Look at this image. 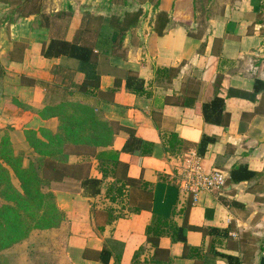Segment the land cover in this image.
I'll return each mask as SVG.
<instances>
[{
    "label": "crops",
    "instance_id": "obj_1",
    "mask_svg": "<svg viewBox=\"0 0 264 264\" xmlns=\"http://www.w3.org/2000/svg\"><path fill=\"white\" fill-rule=\"evenodd\" d=\"M39 2L43 14L20 18L0 0V167L10 183L21 191L13 169L1 158L4 140L9 142L5 156H22L23 168L38 160L32 140L47 144L61 126L46 110L67 101L83 102L77 90L86 79L97 74L104 95L114 90L112 97L98 101L105 119L118 125L112 146L98 150L119 153L115 176L104 180L96 157L69 158L72 165L87 163L83 172L101 181V192H53L65 215V264H134L142 248L139 262L150 261L156 248L146 231L155 221L160 228L172 223L187 229L186 242L174 241L169 231L159 240L170 264H261L264 0H212L197 13L194 0H163L159 10L172 19L165 29L160 28L163 23L158 25L153 5L142 0H130L129 6L111 0ZM142 10L118 42L114 28L126 14ZM156 26L164 29L162 34ZM83 27L88 28L84 42L98 51L96 64L43 55L52 40L78 41ZM113 42H118L116 53H110ZM165 67L178 68L179 73L170 84H159L155 72ZM129 73L144 87H128ZM216 97L224 101L222 124L204 117V106ZM131 132L144 143L137 156L124 150ZM171 135L184 142L188 153L169 156L165 142ZM204 138L211 142L200 153ZM191 157L198 158L204 175L220 171L226 182L220 190L199 191L185 213L188 196L180 181ZM244 167L254 177L232 182V171ZM115 181L117 187H126L113 200L107 187ZM212 228L221 232L218 239L209 235Z\"/></svg>",
    "mask_w": 264,
    "mask_h": 264
},
{
    "label": "trees",
    "instance_id": "obj_2",
    "mask_svg": "<svg viewBox=\"0 0 264 264\" xmlns=\"http://www.w3.org/2000/svg\"><path fill=\"white\" fill-rule=\"evenodd\" d=\"M5 1L6 6L13 7L20 18L43 14L40 0ZM211 1L194 0V12L197 13L199 7L204 8ZM111 2H121L124 6L130 5V0H111ZM162 3L163 0H142L143 5H153L154 11L158 12V25L163 23L164 26L160 28L165 29L166 26L170 27L172 19L169 14L159 10ZM142 13L143 10L135 15L126 14L124 22L129 26L124 27V22H121L119 27L114 28L118 42L122 43L124 32L133 27L135 22H138ZM164 29L159 30L158 26L155 27L159 34H162ZM87 32L88 28L83 27L79 33V40L73 43L52 40L48 46H44L43 55L47 58H57L64 55L84 63L96 64L98 51L94 46L84 42V36ZM118 42L111 43L110 53L117 52ZM178 73V68H159L155 72V80L159 84H170V81L176 78ZM3 74L4 71L0 65V76ZM126 83L130 88L144 87V83L140 82L133 73L127 75ZM77 91L79 95L85 98L83 102L67 101L46 110V112H50L59 118L61 126L59 132L52 135L47 144H40V142L32 140V145L39 153V158L31 162L27 168L21 166L22 156L13 159L5 156L3 150L9 149V142L4 140L1 158L13 169L20 182L21 191L14 188L10 181L3 186L4 189L0 195L2 198L0 204V253L27 239L33 230H49L60 227L65 221V215L57 207L54 191L76 193L84 188L88 189L92 195L101 192V181L90 179L89 172H83L87 163L72 165L69 163L71 156L83 158L84 160L96 157L98 170L102 174V178L105 180L115 176L119 163V153L115 151H98L100 148L111 147L117 134L118 125L105 119L100 109V101H98L103 96L112 97L114 90H109L104 95L100 91V76L96 74L86 79ZM70 96L74 97L76 94L72 93ZM108 101L112 100L108 99ZM203 111L206 121H213L217 124L223 123L219 119L224 111V101L222 99L216 97L213 102L204 106ZM213 113H217L214 120L212 119ZM210 142L211 139L209 138H204L201 141L200 153L204 152L205 147ZM143 144V140L138 138L134 132H131L124 150L137 156L141 153ZM165 148L169 156L173 157H180L188 153V148L177 135H171L166 140ZM0 173V178L4 175L8 179L6 171L1 167ZM178 173V170H176L175 174ZM253 177V172L245 167L237 168L231 173L232 182H243ZM117 184L119 182L115 181L114 185L107 187V193L113 200L118 197V194L122 193L123 187H126V183L122 187H117ZM183 194L188 196L185 209V213H187L195 196L191 192ZM167 231H169L174 241L186 242V228H179L171 223L168 228L164 229L158 227L155 221L147 228L146 235L148 241L156 248V254L150 261L140 263L139 257L144 252L142 248L134 256V264H170L171 258L168 256V252L161 250L159 246L160 238L166 235ZM209 235L218 239L221 232L216 228H212ZM191 251L194 253L196 250ZM163 259L165 260L162 261Z\"/></svg>",
    "mask_w": 264,
    "mask_h": 264
},
{
    "label": "rangeland",
    "instance_id": "obj_3",
    "mask_svg": "<svg viewBox=\"0 0 264 264\" xmlns=\"http://www.w3.org/2000/svg\"><path fill=\"white\" fill-rule=\"evenodd\" d=\"M7 180L6 176H1L0 195L3 186L9 183ZM63 224L55 229L33 230L27 239L0 253V264H65Z\"/></svg>",
    "mask_w": 264,
    "mask_h": 264
},
{
    "label": "built area",
    "instance_id": "obj_4",
    "mask_svg": "<svg viewBox=\"0 0 264 264\" xmlns=\"http://www.w3.org/2000/svg\"><path fill=\"white\" fill-rule=\"evenodd\" d=\"M225 182L226 178L220 171H213L210 175H204L198 165V158L191 157L183 167L180 187L183 191L191 192L195 196L201 190L212 192L220 190L225 186Z\"/></svg>",
    "mask_w": 264,
    "mask_h": 264
},
{
    "label": "water",
    "instance_id": "obj_5",
    "mask_svg": "<svg viewBox=\"0 0 264 264\" xmlns=\"http://www.w3.org/2000/svg\"><path fill=\"white\" fill-rule=\"evenodd\" d=\"M261 264H264V258L262 259V263Z\"/></svg>",
    "mask_w": 264,
    "mask_h": 264
}]
</instances>
